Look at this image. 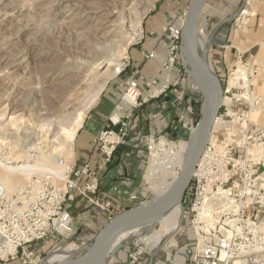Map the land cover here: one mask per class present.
Wrapping results in <instances>:
<instances>
[{
  "label": "built area",
  "instance_id": "1",
  "mask_svg": "<svg viewBox=\"0 0 264 264\" xmlns=\"http://www.w3.org/2000/svg\"><path fill=\"white\" fill-rule=\"evenodd\" d=\"M183 16L184 13L178 16L180 24H169L161 30V40L166 42L161 78L139 82L141 69L135 70L92 142V147L101 154V169H105L118 148L133 139L131 132L137 128L133 111L157 100L160 113L169 118L163 129L168 131L148 133L140 139L144 170L138 193L116 207L98 195L99 176L89 163L78 167L63 159L57 162L61 169L60 184L53 183L49 175L36 179L34 174L13 195H8L0 183L1 257L21 258L22 264H38L32 246L51 239L62 241L72 233L73 218L68 204L77 195L97 207L107 223L170 187L180 172L185 150L201 116L199 87L181 61ZM151 40H157L155 33H142L139 37L141 43ZM156 56V47L141 52L144 65ZM230 75L224 81L214 118L216 129L212 128L210 140L197 162L189 196L179 205L184 214L190 215L189 227L194 234V244L184 264H264L260 247L264 234V127H251L256 102L251 101L253 95L248 89L229 86ZM142 89L152 92L144 98ZM196 102L200 103L198 113ZM125 106L128 110L120 115ZM249 150L257 151L256 158ZM139 254L141 251L130 255L129 263H137Z\"/></svg>",
  "mask_w": 264,
  "mask_h": 264
},
{
  "label": "rangeland",
  "instance_id": "2",
  "mask_svg": "<svg viewBox=\"0 0 264 264\" xmlns=\"http://www.w3.org/2000/svg\"><path fill=\"white\" fill-rule=\"evenodd\" d=\"M164 2L0 0V181L11 178L8 195L25 185L27 177L9 172L5 166L48 169L51 173L42 171L35 178L46 179L49 175L53 183L60 184L52 174L61 170L58 160L77 162L84 156L87 146L81 145V139L91 118L102 103L108 105L109 100L105 99L124 85L131 53L141 45L139 35L145 32L151 16ZM108 65L121 66V72L103 84ZM236 71H241L242 77L234 86H247L248 71L238 66L231 73ZM221 81H227V77ZM81 115L82 125L74 140L59 153L65 134L74 129ZM253 115H260L258 122L264 124V112L255 109L251 118ZM255 152L249 150L256 158ZM83 164L80 162L78 167ZM184 211L180 207L179 231L163 233L161 219L169 211L149 225L152 229L130 237L111 254L108 264H130L129 256L138 251L141 254L135 264H144L142 259H148L154 251L157 264H180L194 244L193 230L189 227L191 217ZM72 228V233L62 241H46L52 243L45 246L40 258L50 260L57 253L82 249L102 227L79 218L72 221ZM156 232L163 235L160 244L152 246L150 236ZM260 247L264 252V234ZM0 261L13 260L0 256Z\"/></svg>",
  "mask_w": 264,
  "mask_h": 264
},
{
  "label": "crops",
  "instance_id": "3",
  "mask_svg": "<svg viewBox=\"0 0 264 264\" xmlns=\"http://www.w3.org/2000/svg\"><path fill=\"white\" fill-rule=\"evenodd\" d=\"M189 1L165 0L157 8V12L151 16L144 33H155L157 40L144 41L133 49L130 56L129 75L124 85L105 99L109 100L108 105L102 103L85 130V136L81 139V145L87 146L84 156L81 159L78 158L77 162H69L77 166L80 162L89 163L91 170L99 176L98 195L103 200L109 199L116 207L126 201L129 196L138 193L140 188V179L144 170L143 157L139 152L140 139L148 133L156 134L162 131L169 122V118L166 114L160 113L157 100H150L142 108L133 111L134 118L137 120V128L131 132L133 139L127 145L118 148L112 163L105 169H101V154L98 149L92 147V142L113 112L123 87L135 70L141 69L139 82L143 79L161 78V63L166 54V42L161 40V30L169 24H180L178 16L185 13ZM197 33L204 42L205 61L220 80L232 74L231 71L238 66L248 71L247 86L244 88L252 93L257 106L255 109L263 113L264 0H208L198 15ZM154 47L157 52L156 58L144 65L141 52ZM151 92V89H142V96L146 98ZM255 109L253 108V111ZM127 110L128 107L125 106L119 114L124 115ZM259 116L253 115L251 118L253 129L264 127V124L258 122ZM135 137L137 139H134ZM68 210L73 215V220L81 218L85 223H91L95 227L105 222L104 214L79 195L68 204ZM51 243L44 242L32 246L33 258L38 261V264L45 258H40L45 246ZM155 255L156 251L148 259L143 258V263L157 264V260L154 262ZM189 255L190 253L180 264H184ZM0 264H22V262L21 258H17L8 262L0 261Z\"/></svg>",
  "mask_w": 264,
  "mask_h": 264
},
{
  "label": "water",
  "instance_id": "4",
  "mask_svg": "<svg viewBox=\"0 0 264 264\" xmlns=\"http://www.w3.org/2000/svg\"><path fill=\"white\" fill-rule=\"evenodd\" d=\"M207 1L190 0L180 27L181 61L190 78L199 87L202 101L200 120L188 142L179 174L160 196L113 217L88 246L75 251L62 261L51 262L42 259L39 264H108L111 247L121 235L144 226L154 225L156 220L179 206L184 200L197 162L210 140L214 118L223 94L221 80L205 61L204 46L200 51L195 41L198 15Z\"/></svg>",
  "mask_w": 264,
  "mask_h": 264
},
{
  "label": "bare ground",
  "instance_id": "5",
  "mask_svg": "<svg viewBox=\"0 0 264 264\" xmlns=\"http://www.w3.org/2000/svg\"><path fill=\"white\" fill-rule=\"evenodd\" d=\"M141 35H139L140 37ZM124 41V40H123ZM195 41H196V44L200 49H202L203 45H204V42L202 40V38L200 37V35L197 33L196 37H195ZM122 44V43H121ZM126 54V51H124L123 55ZM109 63V62H108ZM109 67L107 68V71L105 72L104 74V82L103 84L105 83V81L115 77L118 73H120L121 71V66L117 65L115 66V68H112L111 65H108ZM232 78L231 80L229 81L230 82V85L234 86L237 84V82L239 81V79H241L242 77V72L241 71H236L232 74ZM102 84V85H103ZM99 92V91H98ZM97 97V94L94 96V98ZM82 115L79 116V118H77L76 122H75V127L74 129H72L71 132H67L64 136L65 138V142L64 144L61 146L62 148L59 149V153L64 149L65 145H67L68 143L72 142L74 140V137L76 135V132L77 130L81 127L82 125ZM214 129H216V125H214L213 127ZM212 140H213V137H212ZM181 160V158H180ZM179 160V165H180V161ZM5 169L9 170V172L13 171V172H16L24 177H27L26 180L30 179V177L34 174H38L39 172L42 173V171L44 172H49L48 169H39L35 166H29V165H25V166H5ZM32 172V173H31ZM51 173V171L49 172ZM52 174H54V178H60L61 177V170L60 171H53ZM41 175V174H39ZM10 182H11V178L10 180L9 179H5L4 182L3 181H0V183L4 186L6 192H7V188L10 186ZM8 193V192H7ZM180 213V207L177 206L175 208H173L169 214H167L164 218L161 219V222L164 226V231L163 233H167V232H170V231H179L180 227H179V218H178V214ZM157 221V220H156ZM153 226H144V227H141V228H138L136 230H133V231H130L128 233H125L123 235H121L112 245L111 247V251H110V254H109V261H110V256L111 254L116 251L117 249H119L120 247H123L127 241L130 240V237H133V235L135 236H138V235H141L143 234L146 230H150L152 229ZM163 234L160 233V232H156V233H152L151 236H150V243L152 246H157L158 244H160L161 242V236ZM149 239V238H148ZM144 240V239H143ZM74 251L72 250H69L66 254L64 253H57L55 255H53L49 261L51 262H58V261H61V260H64L66 258H68L70 256L71 253H73ZM52 255V254H51ZM108 261V262H109Z\"/></svg>",
  "mask_w": 264,
  "mask_h": 264
},
{
  "label": "trees",
  "instance_id": "6",
  "mask_svg": "<svg viewBox=\"0 0 264 264\" xmlns=\"http://www.w3.org/2000/svg\"><path fill=\"white\" fill-rule=\"evenodd\" d=\"M221 82H222V85H223V87H224V81H221ZM195 105H196V108H197V112H196V113H198V105H200V103H199V102H196ZM164 131L167 132V131H168V128H166L165 130H162V132H164ZM164 133H165V132H164ZM189 193H190V189L187 191V193H186L184 199H186V198L189 196ZM105 224H106V222L102 223V224H101V227H103ZM92 241H93V240H91L90 243H91Z\"/></svg>",
  "mask_w": 264,
  "mask_h": 264
}]
</instances>
